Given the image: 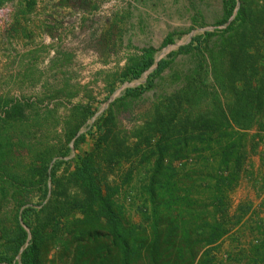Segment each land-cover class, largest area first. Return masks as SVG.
Returning a JSON list of instances; mask_svg holds the SVG:
<instances>
[{
    "label": "trees",
    "instance_id": "obj_1",
    "mask_svg": "<svg viewBox=\"0 0 264 264\" xmlns=\"http://www.w3.org/2000/svg\"><path fill=\"white\" fill-rule=\"evenodd\" d=\"M11 1L0 0V8ZM25 1L27 13L36 0ZM222 11L216 27L224 29L195 36L169 56L217 42L209 50L211 83L188 82L166 106L155 104L131 134L120 131L113 109L81 133L94 112L78 106V123L66 133L76 153L74 168L62 176L57 174L62 161L51 165L50 152L37 154L28 176L12 171L17 152L6 124L24 120L30 106L6 103L0 111V264H220L222 241L252 210L245 202L231 214L229 194L264 143V7L222 0ZM171 44L173 34L163 46ZM155 53L144 48L127 62L122 81L153 70L147 86L128 89L125 98H139L170 66L169 59L156 61ZM184 159H190L189 168L182 167ZM145 167L143 206L135 222L117 196ZM115 173L119 182L110 180ZM34 187L41 192L40 209L25 204ZM10 202L14 210L3 212ZM54 249L59 255L49 259ZM240 254L235 264H264V241Z\"/></svg>",
    "mask_w": 264,
    "mask_h": 264
},
{
    "label": "rangeland",
    "instance_id": "obj_2",
    "mask_svg": "<svg viewBox=\"0 0 264 264\" xmlns=\"http://www.w3.org/2000/svg\"><path fill=\"white\" fill-rule=\"evenodd\" d=\"M22 2L26 1L14 0L0 8V111H5L8 102L30 106L24 120L6 124L17 152L10 167L22 176H28L27 168L43 152L52 153L51 165L62 161L58 175L73 170L76 153L66 133L78 123V106H89L94 112L81 133L113 109L120 131L131 134L148 119L155 104L166 106L168 98L188 82L212 81L209 50L217 42L204 44L199 52L169 56L195 36L225 28L216 27L223 19L222 0H36L27 13ZM249 3L264 7V0ZM171 34L174 44L164 47ZM149 47L156 50V61L169 59L171 64L152 78V87L139 98H125L128 89L147 86L153 69L136 80L122 81L120 73L131 58ZM188 105L184 103L183 108L187 110ZM61 153L65 155L59 157ZM182 165L189 168L190 159ZM146 172L147 167L136 172L117 196L126 216L135 222L143 206L140 189ZM116 173L109 177L119 182ZM27 196V207L41 208L39 188H29ZM229 199L231 214L245 202H251L252 210L222 241L220 264H235L242 250L264 241V143L250 155ZM14 205L5 204L3 212H12ZM13 222L12 215L8 226ZM58 255L54 249L49 259Z\"/></svg>",
    "mask_w": 264,
    "mask_h": 264
},
{
    "label": "water",
    "instance_id": "obj_3",
    "mask_svg": "<svg viewBox=\"0 0 264 264\" xmlns=\"http://www.w3.org/2000/svg\"><path fill=\"white\" fill-rule=\"evenodd\" d=\"M232 19H233V17L229 20V22H230ZM229 22H228V24H229ZM228 24H227V25H228Z\"/></svg>",
    "mask_w": 264,
    "mask_h": 264
}]
</instances>
